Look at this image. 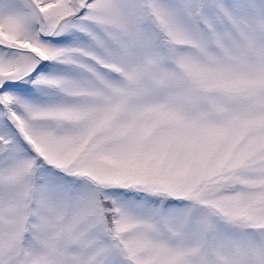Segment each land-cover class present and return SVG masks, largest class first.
<instances>
[{
	"label": "snow or ice",
	"instance_id": "6c2138e0",
	"mask_svg": "<svg viewBox=\"0 0 264 264\" xmlns=\"http://www.w3.org/2000/svg\"><path fill=\"white\" fill-rule=\"evenodd\" d=\"M0 264H264V0H0Z\"/></svg>",
	"mask_w": 264,
	"mask_h": 264
}]
</instances>
